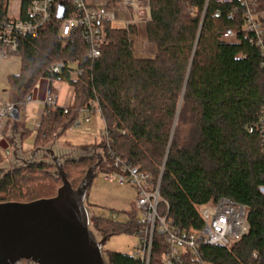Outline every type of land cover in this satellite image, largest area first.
I'll return each mask as SVG.
<instances>
[{
  "label": "trees",
  "instance_id": "16d2710c",
  "mask_svg": "<svg viewBox=\"0 0 264 264\" xmlns=\"http://www.w3.org/2000/svg\"><path fill=\"white\" fill-rule=\"evenodd\" d=\"M147 1L151 20L146 37L155 48L153 58L135 57L130 40L134 27L108 23L101 56L91 60L79 29L65 40L60 37L64 17L57 11L37 38L22 40L21 71L9 76V103L21 113L38 83L56 81L50 73L54 63H77L84 74L69 83L72 106L44 109L33 148L49 144L59 128L66 133L80 114L93 115L91 106L97 103L106 126L101 137L105 167L98 166L94 179L99 172L115 171L114 156L151 174L168 205L160 203L159 214H168L170 224L180 230H200L198 207L220 198L247 206L249 234L230 249L202 246V255L210 264H264V145L259 130L250 132L264 118V58L244 30L246 7L240 0ZM254 1L256 11L264 13V0ZM7 6L8 0H0V27L8 17ZM62 6L65 16L72 11V0H56V7ZM229 31L236 37L226 39ZM28 134L22 132L21 142ZM4 155L0 150V158ZM97 163L95 156H86L71 164L82 167V177ZM52 169L35 159L2 172L0 203L54 198L63 183L50 174ZM64 171L76 189L66 164ZM133 209L125 223L93 214V227L108 239L119 233L139 236L145 226ZM165 248L164 237L155 232L150 264H161ZM107 260L144 264L118 252H107ZM184 264L194 261L187 256Z\"/></svg>",
  "mask_w": 264,
  "mask_h": 264
},
{
  "label": "built area",
  "instance_id": "2783aa9c",
  "mask_svg": "<svg viewBox=\"0 0 264 264\" xmlns=\"http://www.w3.org/2000/svg\"><path fill=\"white\" fill-rule=\"evenodd\" d=\"M218 1L233 2V0ZM240 1L246 7L244 30L252 34V39L264 58V13H257L253 8L254 0ZM57 11H60V7H56V0H8V17L0 27V64L12 56H18L22 40L37 38ZM118 11L130 14L126 28L135 27L144 18L151 19L147 0H117L102 5L89 0H72V11L62 20L60 37L65 40L74 30L79 29L88 45V58L98 59L105 43L104 26L117 20ZM132 37L133 32L130 33V40L133 42ZM224 37L233 39L236 33L229 31ZM67 45L68 42L65 41L64 46ZM50 73L56 77V81L70 83L77 81L84 71L77 63L57 62L52 65ZM39 87L40 83L35 89ZM47 95L44 109L59 107L57 96L52 93V84ZM91 107L95 110L94 114L85 116L84 122L91 124L93 117H99L105 124L98 104L94 102ZM14 112L15 107L11 103L0 106V144L8 138L11 126L8 131L6 129L15 121ZM73 126H81V122L75 121ZM255 129L261 132L264 145V118L256 128H251L250 132ZM103 136H106V126L101 137ZM113 161L115 171L107 173L105 179L120 185H131L136 191L135 208L145 228L138 236L141 241L134 257L140 258L144 264H150L155 232L164 237L166 244L161 264H184L187 256L194 261V264H210L203 258L202 246L230 249L249 234L247 206L224 197L210 207L203 206L201 212L198 211L203 222L200 230L173 228L168 220V214L162 216L158 211L160 203H164L168 208L167 203L160 196V182L155 185L151 174L129 165L119 157L114 156ZM260 191L264 195V187L260 188ZM113 218H116V214H113ZM254 258L257 259V254H254ZM11 264L39 263L31 259H20Z\"/></svg>",
  "mask_w": 264,
  "mask_h": 264
},
{
  "label": "rangeland",
  "instance_id": "374dc122",
  "mask_svg": "<svg viewBox=\"0 0 264 264\" xmlns=\"http://www.w3.org/2000/svg\"><path fill=\"white\" fill-rule=\"evenodd\" d=\"M94 1L102 5V0H89ZM103 2H116L112 0H103ZM254 9H258V3L255 2L253 6ZM260 13V12H257ZM118 18L115 22L112 23V26L115 28H126L127 20L130 18V14L124 12H117ZM151 19H143L142 22L137 24L134 27L133 31V53L136 58H153L155 54V48L151 45L146 37V25ZM21 71V57L12 56L10 59L3 61L0 64V106L4 103H9L11 88L9 84V76L18 75ZM49 80H42L40 83L49 84ZM53 90L57 92V105L62 106L66 104L68 98L72 97L73 87L67 82L53 81L52 84ZM30 93L32 91L30 90ZM29 93V94H30ZM54 94V93H53ZM48 95L46 94V97ZM28 95L25 97L26 100ZM30 98V97H29ZM43 99L44 97L40 95L39 91L36 94L33 93L32 100L25 103L23 110L20 113V120L13 127V130H18L17 135L21 136L23 131H28L29 134L22 140V152L23 155L18 154L19 151V139L12 137L8 138V143H5L4 148L10 147V154H5L3 158H0V174L6 172L16 166L24 164L26 161H30L32 156L35 154L36 150H39L36 157L37 162H45L47 165L52 166L54 169L50 171V174L56 178L58 177L57 170L54 166L51 157L42 149L53 148L55 154L62 158L63 163L66 164V171L69 173L71 183L75 188H78L85 174L82 177H79L78 174L82 171V167L74 166L71 163H74L81 158L86 156H95L100 163V169L105 167L104 162V152H103V143L100 139L95 140L94 143L87 145L90 141L89 136L84 135L87 128L91 129L92 133H97L104 127L103 121L99 117H95L91 124H86L84 122V114H80L77 122H81V126H71L66 133L63 132L62 128H59L57 131V137L44 147L40 149H35L34 139L36 135L37 125L42 117L43 109ZM69 106H72L69 105ZM68 106V107H69ZM12 127V126H11ZM18 127V129H16ZM25 127V128H24ZM186 130H188L186 128ZM62 134L61 136H58ZM14 142V144H13ZM74 146H83V147H73ZM85 145V146H84ZM87 145V146H86ZM68 163V164H67ZM97 163V164H98ZM94 167V166H93ZM106 173L99 172L98 176L93 180L91 188L89 190L86 206L90 211L91 215V230L95 233L97 240L100 242L104 239V236L101 232L96 231L93 227V214L102 215L106 218L112 219L118 223H125L128 220V215L133 213L136 202V191L131 185H120L117 182H111L105 179ZM62 184H60V188ZM59 188V189H60ZM210 207V205H209ZM203 206L198 207V211L201 212ZM113 214H116V218H113ZM140 218V215H139ZM141 238L132 234L119 233L110 237L105 245L103 246V257L107 262V252H118L123 254H128L134 256L137 252L138 245L140 244Z\"/></svg>",
  "mask_w": 264,
  "mask_h": 264
},
{
  "label": "water",
  "instance_id": "95a60500",
  "mask_svg": "<svg viewBox=\"0 0 264 264\" xmlns=\"http://www.w3.org/2000/svg\"><path fill=\"white\" fill-rule=\"evenodd\" d=\"M60 17H64L63 6ZM13 118L20 119L17 109ZM43 150L51 157L63 185L51 199L27 204L0 203V264L20 259H31L39 264H107L103 246L108 238L97 240L86 206L100 163L90 168L74 189L64 171L62 158L52 148ZM38 152L36 150L27 163L35 160Z\"/></svg>",
  "mask_w": 264,
  "mask_h": 264
},
{
  "label": "crops",
  "instance_id": "0c3cea01",
  "mask_svg": "<svg viewBox=\"0 0 264 264\" xmlns=\"http://www.w3.org/2000/svg\"><path fill=\"white\" fill-rule=\"evenodd\" d=\"M94 2V1H93ZM96 3V2H95ZM102 4H105V2H103V0H102ZM37 91H39V93H40V95L41 96H43L44 97V99H43V109H42V116H43V113H44V102H45V99H46V94H48V92L50 91V88H49V84H42V83H40V87H39V89H35L34 90V94H36V92ZM52 93H54V94H56L57 95V92H55L54 90H53V87H52ZM72 97H70V98H68V101L66 102V104H64V105H62V106H59V107H63V108H66V107H68L69 105H71V104H73V102H74V89H73V91H72ZM32 98H33V96H32ZM32 98L30 99V100H32ZM95 117H93V119H94ZM41 119H42V117H41ZM41 119H40V121H41ZM20 120V119H19ZM40 121H39V123H38V125H37V129H38V126H39V124H40ZM17 123H18V121H16ZM16 123H14V124H12V127H11V130L9 131V133H8V138L9 137H12L13 135V138L15 139V143H16V138H18V136L19 135H17V133H18V130H13V126L15 125ZM103 125H104V127L102 128V130H100L99 132H97V133H92L91 134V129L88 127L87 128V130H86V132L84 133V135H87V136H89L90 137V139L92 140V141H90L87 145H90V144H92V143H94V141L95 140H98V139H100L101 140V136H102V134H103V132H104V128H105V124L103 123ZM25 128V127H24ZM16 129H18V127L16 128ZM37 129H36V131H37ZM20 137V136H19ZM8 138H7V140L5 141V142H3V143H1L0 144V150L2 151V152H5V154H10V147H8V148H4L5 147V143H8L9 144V146H10V143L8 142ZM102 141V140H101ZM13 144H14V142H13ZM18 144H19V151H18V154H20L21 153V155H23L22 154V152H24L23 151V149H22V143H21V139H19V142H18ZM86 145V146H87ZM73 147H78V146H74V145H72ZM85 146V145H84ZM79 147H83V146H79ZM78 147V148H79ZM53 149V148H52ZM34 157V155L32 156V158ZM31 158V159H32ZM26 162V161H25ZM28 162V161H27Z\"/></svg>",
  "mask_w": 264,
  "mask_h": 264
}]
</instances>
